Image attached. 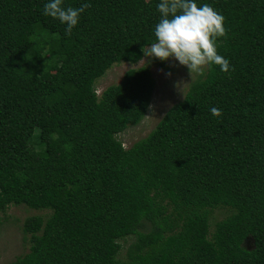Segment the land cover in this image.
<instances>
[{
  "label": "trees",
  "instance_id": "trees-1",
  "mask_svg": "<svg viewBox=\"0 0 264 264\" xmlns=\"http://www.w3.org/2000/svg\"><path fill=\"white\" fill-rule=\"evenodd\" d=\"M47 2L0 0V212H50L24 221L30 249L7 264H264V0H196L224 17L217 51L234 71L206 69L129 149L119 136L150 110L151 67L96 84L144 58L160 0H87L71 35Z\"/></svg>",
  "mask_w": 264,
  "mask_h": 264
},
{
  "label": "clouds",
  "instance_id": "clouds-1",
  "mask_svg": "<svg viewBox=\"0 0 264 264\" xmlns=\"http://www.w3.org/2000/svg\"><path fill=\"white\" fill-rule=\"evenodd\" d=\"M63 3L64 0H48L43 14L66 25L65 32L71 35L81 14L91 4L85 0L74 8L64 7ZM157 10L160 20L154 30L156 42L141 49L144 58L133 64L132 68H139L151 59L162 62L174 59L189 70L190 76H203L205 70L213 65L219 66L225 73L234 71L230 62L217 51L218 41L226 37L227 30L224 17L215 9L208 4L198 6L196 0H160ZM210 111L213 116L221 115L215 107Z\"/></svg>",
  "mask_w": 264,
  "mask_h": 264
},
{
  "label": "rangeland",
  "instance_id": "rangeland-1",
  "mask_svg": "<svg viewBox=\"0 0 264 264\" xmlns=\"http://www.w3.org/2000/svg\"><path fill=\"white\" fill-rule=\"evenodd\" d=\"M132 65L130 63L114 65L98 80L96 84L97 93L101 95L106 88L119 84L124 74L132 68ZM143 66L151 67L156 80V89L145 119L139 125L129 127L119 136L127 149L134 143L146 138L156 128L168 110L185 97L190 84L200 77L196 74L190 76L189 70L179 65V62L174 59L166 62V68L160 66L155 59H151L147 64H141L139 68ZM169 73L170 75H168ZM49 213V211L31 210L26 206H11L6 213L0 212V264H7L29 251V236H25L23 232L24 221L31 216L42 215L45 217ZM225 213L226 210L224 209H217L213 212L211 217L212 229L215 223L225 216ZM134 240L135 237H129L126 241H121L124 245L121 251L122 257L125 256L127 246ZM245 247L253 248L252 239L246 240Z\"/></svg>",
  "mask_w": 264,
  "mask_h": 264
}]
</instances>
